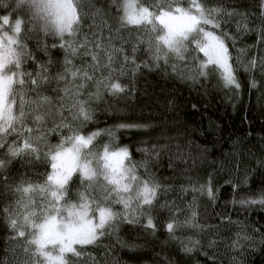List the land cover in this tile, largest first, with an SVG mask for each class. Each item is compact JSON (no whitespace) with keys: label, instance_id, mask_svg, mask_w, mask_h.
I'll return each mask as SVG.
<instances>
[{"label":"trees","instance_id":"16d2710c","mask_svg":"<svg viewBox=\"0 0 264 264\" xmlns=\"http://www.w3.org/2000/svg\"><path fill=\"white\" fill-rule=\"evenodd\" d=\"M5 2L11 4L12 0ZM141 2L151 6L154 0ZM200 2L206 8L222 7L233 13L222 16L216 32L225 39L240 87H224L214 65H209L207 78L188 79L199 62L207 59L191 44L185 60L170 54L168 64L161 60L156 67L147 44L137 43L140 39L147 40V35L133 26L121 29V35L127 38L123 45L125 50L130 54L133 46L138 47L135 55L140 68L137 70L135 65L128 64L123 75L115 74L121 84L128 85L129 91L113 95L102 88L100 97L88 102L91 119L71 123L74 130L85 136L100 133L91 146L95 151H102L106 144L113 149L127 147L138 174L148 179L151 173L168 191L158 194L153 212L157 223L154 234L138 224L118 221L115 230L107 229L95 244L77 247L85 253L83 257L69 254L72 264H264V205L240 203L264 195V18L260 15V0ZM119 3L120 0L115 4L112 0H84L81 10L89 17L84 20V31L92 23V13L99 9V15L95 17L97 22L103 17L115 35L122 14ZM181 6L189 7V0H181ZM9 13L12 19L19 15L28 20L23 11L0 7V16ZM245 24L247 30L243 27ZM65 39L69 38L66 36ZM21 40L27 45L29 54L22 65L25 71L35 74L40 65L48 66L51 76L63 71L68 53L59 47L58 37L45 35L26 24ZM114 42L118 47L122 43ZM53 44L57 46L53 47ZM68 58L80 67L90 62V58ZM145 63L150 67H144ZM173 65L176 71H173ZM114 66L121 67L119 58ZM101 75H107V70L96 73L97 77ZM64 86V82L52 80L40 91L56 104L63 96L59 89ZM95 90L94 84L90 83L81 99L87 100V94ZM35 96V92L28 91L26 99ZM71 102V99L64 101ZM25 107L29 106L26 104ZM64 115L70 119L67 110ZM27 123L31 126V117ZM46 123L47 128L53 126L51 120ZM121 124L147 127L122 129L119 128ZM67 135H70L68 128L60 129L47 134V142L58 144L61 137ZM15 139V135L7 138L5 147L0 148V158L9 159L7 147ZM28 160L31 162H26ZM144 161L148 162L147 169L139 167ZM50 171V164L45 162L43 155L40 160L31 157L12 160L0 171V208L15 206L14 189L22 180L43 183ZM209 184L214 198L191 191ZM185 188L189 191H182ZM80 190L83 185L76 175L69 185V198L76 201ZM93 194L99 195L96 190ZM173 202L180 209L176 212L180 221L191 215L189 205L197 213L196 227L184 226L176 232L182 240L193 242L194 250L190 254L181 251L180 242L171 239L165 228ZM165 203L169 207L161 208L160 205ZM112 207L122 211L119 204ZM12 235L4 214L0 213V264H14L18 256H23L21 248H16L17 244L23 245V240H12Z\"/></svg>","mask_w":264,"mask_h":264},{"label":"snow or ice","instance_id":"6c2138e0","mask_svg":"<svg viewBox=\"0 0 264 264\" xmlns=\"http://www.w3.org/2000/svg\"><path fill=\"white\" fill-rule=\"evenodd\" d=\"M83 2L12 0L8 4L0 0V7L11 8L14 12L23 11L28 15L27 21L19 15L13 20L11 13L0 16V148L5 147L9 136L17 137L8 144L9 159L0 158V171L17 157L40 160L42 155L51 169L43 183L33 184L22 180L14 189L17 195L15 206L0 208L13 232L11 239L23 240L22 246L16 245V248H21L23 256H18L14 264H72L69 254L76 258L85 255L77 246L83 248L95 244L107 229L114 231L116 222L121 220L138 224L153 234L157 231L153 212L158 194L168 189L151 173L148 179L138 174L137 165L131 162L127 147L114 150L110 144H106L102 151H95L91 146L100 133L85 136L74 130L71 123L91 119L88 102L98 99L102 88L113 95L129 91L128 85L121 84L115 74L119 72L123 75L128 64L135 65L137 70L140 68L135 55L138 47L133 46L130 54L125 50L123 45L127 38L121 35V29L133 26L147 35V40L140 39L137 43L147 44L156 67L161 60L168 64L170 54L185 60V53L191 44L207 59L199 62L194 74L187 76L188 79L207 78L209 65H214L219 70L224 87H240L224 37L204 27L211 25L219 29L222 16L233 15L232 12L222 7L206 8L200 0H189L187 8L181 6V0H154L151 6H144L141 0H120V27L114 35L103 17L97 22L95 17L99 15V9L92 13V23L84 31V20L89 17L81 10ZM112 2L115 4L117 0ZM260 15L264 18V0H260ZM26 24L43 31L45 35L58 37L59 47L65 49L68 56L90 58V62L80 67L66 56L63 71L55 76L49 75L46 65H40V70L35 74L25 71L22 65L29 54L27 45L21 40V33ZM5 26H8L7 30ZM243 27L247 30L246 24ZM66 36L69 39H65ZM114 41L122 43L118 47ZM118 58L121 62L119 69L114 66ZM252 63L255 65V61ZM144 67L150 65L145 63ZM172 67L173 71L177 70L175 65ZM104 69L107 75L97 77L96 73ZM52 80L65 83L63 89H59L63 96L56 104L40 91ZM90 83L94 84L95 92L88 93L87 100L81 99ZM252 86H256L255 82ZM28 91L36 93L34 99H26ZM68 99L72 102L64 103ZM26 104L29 106L27 109ZM66 110L70 119L64 115ZM29 117L31 126L27 123ZM49 120L53 124L51 128H47L46 122ZM140 127L147 126L119 125L122 129ZM63 128H68L70 135L62 136L58 144H49L47 134ZM26 162L30 163L31 160ZM139 167L147 169L148 162H142ZM76 175L83 190L77 192L78 199L73 201L69 198V185ZM93 190L99 195H94ZM191 191L206 193L214 198L210 184L192 188ZM240 203L264 205V195L258 199L241 200ZM113 204L121 205L122 211H115ZM160 207L168 208L169 205L165 203ZM189 208H192L191 215L180 221L176 216L180 209L173 202L172 209L175 211L170 209L172 214L165 224L170 238L179 241L181 251L187 254L194 250L193 242L190 239L182 240L176 232L184 226H197V213L192 205Z\"/></svg>","mask_w":264,"mask_h":264},{"label":"rangeland","instance_id":"374dc122","mask_svg":"<svg viewBox=\"0 0 264 264\" xmlns=\"http://www.w3.org/2000/svg\"><path fill=\"white\" fill-rule=\"evenodd\" d=\"M13 20H15V19H13ZM204 27L206 28V30L214 31L218 35V33L216 32V29L212 28L211 25H207V26H204ZM5 29L7 30L8 29V26H5Z\"/></svg>","mask_w":264,"mask_h":264}]
</instances>
